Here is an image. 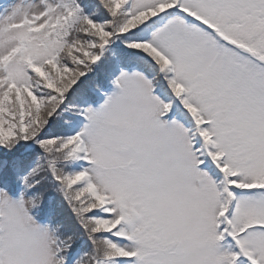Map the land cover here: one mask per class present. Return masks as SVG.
I'll return each instance as SVG.
<instances>
[{
	"label": "snow or ice",
	"instance_id": "6c2138e0",
	"mask_svg": "<svg viewBox=\"0 0 264 264\" xmlns=\"http://www.w3.org/2000/svg\"><path fill=\"white\" fill-rule=\"evenodd\" d=\"M0 264H264V0L0 4Z\"/></svg>",
	"mask_w": 264,
	"mask_h": 264
},
{
	"label": "rangeland",
	"instance_id": "374dc122",
	"mask_svg": "<svg viewBox=\"0 0 264 264\" xmlns=\"http://www.w3.org/2000/svg\"><path fill=\"white\" fill-rule=\"evenodd\" d=\"M7 2H9V0H0V4H4V3H7ZM10 194H11L13 197L16 196V193L13 194V193L10 192Z\"/></svg>",
	"mask_w": 264,
	"mask_h": 264
},
{
	"label": "trees",
	"instance_id": "16d2710c",
	"mask_svg": "<svg viewBox=\"0 0 264 264\" xmlns=\"http://www.w3.org/2000/svg\"><path fill=\"white\" fill-rule=\"evenodd\" d=\"M11 193H13V194H15L16 193V190H15V188H12V189H10L9 190Z\"/></svg>",
	"mask_w": 264,
	"mask_h": 264
}]
</instances>
